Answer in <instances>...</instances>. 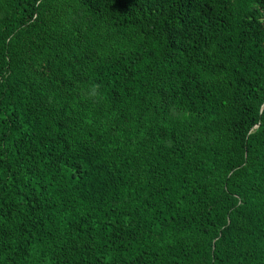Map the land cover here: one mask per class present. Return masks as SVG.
Masks as SVG:
<instances>
[{"label": "trees", "instance_id": "1", "mask_svg": "<svg viewBox=\"0 0 264 264\" xmlns=\"http://www.w3.org/2000/svg\"><path fill=\"white\" fill-rule=\"evenodd\" d=\"M0 264H264V0H0Z\"/></svg>", "mask_w": 264, "mask_h": 264}]
</instances>
